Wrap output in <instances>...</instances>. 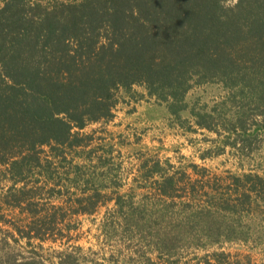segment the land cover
<instances>
[{
	"label": "trees",
	"instance_id": "obj_1",
	"mask_svg": "<svg viewBox=\"0 0 264 264\" xmlns=\"http://www.w3.org/2000/svg\"><path fill=\"white\" fill-rule=\"evenodd\" d=\"M210 82L264 108V0H0V172L12 181V204L37 212L30 201L35 189L26 185L35 169L43 176L55 172L44 147L66 160L65 148L86 146L90 136L79 130L112 118L120 93L141 85L177 114L193 86ZM160 176V198L172 204L186 195L185 186L184 195L176 190L182 179ZM232 179L235 187L226 192L207 187L212 194L203 191L210 199L204 205L194 202L199 190L192 184L181 199L190 211L175 218L180 230L191 219L202 229L236 228L212 204L230 214L245 205L264 208L263 176ZM99 185L91 198L77 199L90 206L80 212L94 209L104 188ZM125 196L113 199L126 228L155 227L160 245L173 248L178 237L167 217L170 204L155 205L154 214ZM41 221L27 222L28 232H42Z\"/></svg>",
	"mask_w": 264,
	"mask_h": 264
},
{
	"label": "rangeland",
	"instance_id": "obj_2",
	"mask_svg": "<svg viewBox=\"0 0 264 264\" xmlns=\"http://www.w3.org/2000/svg\"><path fill=\"white\" fill-rule=\"evenodd\" d=\"M235 1L223 0L226 5ZM240 96L219 82L195 85L185 95V109L172 114L141 85L120 93L112 118L79 130L90 136L86 146L65 148L66 160L44 147L43 157L55 172L48 177L35 169L26 185L35 189L30 201L37 212L26 203L12 204V181L0 172V264H264L262 206L245 205L230 214L212 204L218 217L236 227L227 231L224 225L202 229L192 219L180 230L175 220L190 211L181 199L192 184L199 190L194 202L204 205L210 199L203 191L212 194L207 187L222 193L235 187L233 176L264 177V108ZM160 175L182 179L176 190L184 195L185 186L186 195L172 204L161 199L155 188ZM99 182L104 188L96 206L80 212L82 205L90 206L77 199L91 198ZM117 194L132 195L134 203L148 205L154 214L155 205L169 203L176 245L164 249L155 227L127 229L113 199ZM36 220L43 223L37 236L27 226Z\"/></svg>",
	"mask_w": 264,
	"mask_h": 264
}]
</instances>
